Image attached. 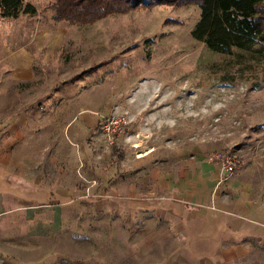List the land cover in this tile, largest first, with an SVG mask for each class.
Segmentation results:
<instances>
[{"label":"rangeland","instance_id":"374dc122","mask_svg":"<svg viewBox=\"0 0 264 264\" xmlns=\"http://www.w3.org/2000/svg\"><path fill=\"white\" fill-rule=\"evenodd\" d=\"M30 1L35 14L0 15V57L5 45H25L41 74L40 85L52 77L58 84L112 58L83 79L55 88L54 98L43 107H55V122L69 118L72 144L95 139L106 154L111 141L100 119L122 113L127 122L113 140L125 155L142 154L148 144L160 142L153 152L166 153L176 141L198 146L205 157L211 148H230L242 160L240 169L264 183V71L237 56L211 51L191 36L197 3L138 7L75 26L53 21L49 0ZM0 74L2 95L14 79L4 62ZM50 197L39 195L33 210L24 211L38 212L42 219L22 218L28 230L38 223L37 247L22 250L23 256H33L32 264H199L192 257L201 252L198 247L180 249L181 257L172 239L155 240L150 251L143 249L137 242L143 225L160 227V222L148 214L128 217L113 210L105 188Z\"/></svg>","mask_w":264,"mask_h":264},{"label":"crops","instance_id":"0c3cea01","mask_svg":"<svg viewBox=\"0 0 264 264\" xmlns=\"http://www.w3.org/2000/svg\"><path fill=\"white\" fill-rule=\"evenodd\" d=\"M1 52L0 64L10 67L14 84L0 95V264L34 261L22 250L37 247L38 223L28 230L22 218L42 219L38 212L24 213L33 210L39 195L59 200L83 194L90 186L105 188L118 213L148 214L160 222V227L144 224L140 230L137 242L146 251L153 241L167 238L181 257L180 249L198 247L201 252L192 257L199 264H264V183L243 168L223 178L204 150L181 141L166 153L152 151L160 142L129 155L115 141L106 154L95 139L78 140L75 146L69 118L60 124L54 121L55 107L43 109L61 85L56 86L54 77L40 85L41 74L25 45H5ZM3 79L0 74V84ZM112 144L122 152L118 159ZM81 177L97 184H86Z\"/></svg>","mask_w":264,"mask_h":264},{"label":"trees","instance_id":"16d2710c","mask_svg":"<svg viewBox=\"0 0 264 264\" xmlns=\"http://www.w3.org/2000/svg\"><path fill=\"white\" fill-rule=\"evenodd\" d=\"M197 3L199 14L190 29L191 36L214 52L239 57L258 65L264 71V0H49L51 19L69 25L83 26L110 14L123 13L138 7L156 4L188 5ZM30 0H0V15L17 17L20 13L35 14ZM112 61L94 63L77 74L62 79L57 85L83 79ZM114 142V141H113ZM118 159L122 154L112 144Z\"/></svg>","mask_w":264,"mask_h":264},{"label":"built area","instance_id":"2783aa9c","mask_svg":"<svg viewBox=\"0 0 264 264\" xmlns=\"http://www.w3.org/2000/svg\"><path fill=\"white\" fill-rule=\"evenodd\" d=\"M127 122V118L122 113H108L100 119V128L107 134L109 141L113 142L114 134L120 132ZM206 159L217 163L223 172V178L233 174L241 165L242 160L230 148H211L206 153Z\"/></svg>","mask_w":264,"mask_h":264}]
</instances>
